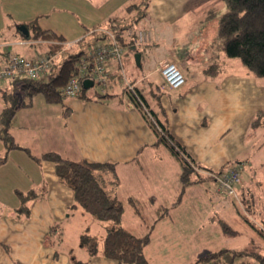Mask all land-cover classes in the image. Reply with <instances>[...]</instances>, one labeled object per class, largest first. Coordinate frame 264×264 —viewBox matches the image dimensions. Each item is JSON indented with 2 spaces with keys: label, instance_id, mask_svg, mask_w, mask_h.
Masks as SVG:
<instances>
[{
  "label": "crops",
  "instance_id": "obj_1",
  "mask_svg": "<svg viewBox=\"0 0 264 264\" xmlns=\"http://www.w3.org/2000/svg\"><path fill=\"white\" fill-rule=\"evenodd\" d=\"M216 4L215 0H149L137 20L138 29L147 36L138 51H131L136 67L128 60L127 50L124 75L117 61L110 60L106 68L112 80L105 92L101 90L103 96L96 99V95L87 91L90 99L72 101L65 110L48 107L63 104L65 98L62 102H49L41 92L20 99L24 103L30 99V104L19 106L9 123L8 131L19 145L9 149L2 137L4 125L0 118V157L6 155L0 163V264H76V261L117 264L115 259L100 252L104 237L97 242L99 252L88 260L76 258L73 249L62 246L64 223L70 220L71 210L83 208L73 207L74 190L60 181L55 163L35 156L53 151L70 160L113 164L118 183L114 185L113 174L107 173L108 189L122 201L124 211L126 206L132 207L150 230L155 229L158 221L172 217V208L182 203L188 187L209 179L182 187L179 159L166 144L158 141L142 111L131 101L125 90L129 82L145 97L149 108L164 119L188 157L204 171L232 166H240L243 171L252 166L250 173L242 176L240 192L255 218L252 220L258 227H264V79L244 72L236 58L222 52L216 16L221 12L211 11ZM117 10L110 9L101 17L96 15L90 19L92 22L70 20L68 25L74 33L68 36L47 21L40 23L34 16L30 17V2L21 11L13 8L11 2V10L4 16L0 10V65L6 64L13 53L27 58L37 53L50 55V44L56 41L33 38V25L54 31L67 43L69 37L79 40L89 29L106 25L111 17L135 15L134 10L129 12L127 8L112 15ZM193 22L200 30L193 35L192 45L187 46L180 42L179 36ZM96 42L103 39L98 38ZM65 49L66 45L52 54L54 59ZM138 52L141 62L135 57ZM162 61H173L183 71L186 85L181 90L166 84L159 71ZM58 70L52 64L42 79L49 80L48 76ZM17 77L0 79V100L5 103L0 106V117L13 101L5 94L15 93L9 88L16 87ZM143 82L148 86L155 84L156 91H167V94L157 97L158 93H151V88ZM43 104L46 110L40 111ZM256 128L261 129L258 132ZM252 131H256L259 139L256 151L251 154L244 149ZM260 171L262 176L258 175ZM208 187L222 201V213H229L224 203L229 197ZM30 192L33 196L24 199ZM164 207L168 211L161 216ZM257 215L262 220H257ZM122 224L132 231L123 218Z\"/></svg>",
  "mask_w": 264,
  "mask_h": 264
},
{
  "label": "trees",
  "instance_id": "obj_2",
  "mask_svg": "<svg viewBox=\"0 0 264 264\" xmlns=\"http://www.w3.org/2000/svg\"><path fill=\"white\" fill-rule=\"evenodd\" d=\"M224 1L227 8L221 16L218 34L225 54L228 57L241 59L249 71L264 77V0ZM148 3L149 0H146L143 9L146 8ZM134 7H136L135 4H130L127 6V10L129 12L133 11ZM142 10L130 18L116 16L111 17L106 22V26H109L116 32L119 42L127 51H138V46H135L137 29L134 28V25L140 17ZM131 28L132 31L129 32L128 29ZM33 31V38L35 39L56 41L50 44V54L55 55L63 49L65 43L61 35H57L49 29H41L36 25H33ZM101 37V33H97L94 34V38L92 39L95 41ZM83 39L86 41V36L81 37L77 42H81ZM91 41L87 40L89 44H92L93 41ZM83 54L84 51L81 50L78 53H72L67 56L61 62L58 72L56 74L53 73L49 80H37L28 75H19L17 80L22 82L21 88L30 98L34 94L41 92L49 102H62L65 97H68L62 91L69 80L78 74ZM88 89L82 86L79 97L90 99L91 96L86 93ZM125 90L130 96L131 101L142 111L154 129L158 141L166 144L179 159L182 187H186L192 182L209 178L207 175L204 176L199 170H202L203 167L196 165L185 153V149L174 140L164 119L149 108L147 100L140 91L137 88L136 93L128 91L127 88ZM5 96L10 101L13 99L10 106L4 109L0 117L4 125L2 137L9 149L19 146L8 131L9 123L14 117L16 109L22 104H30V99L24 103L20 100L17 93L5 94ZM99 96H103V94L97 93L96 99H99ZM35 157L38 160L48 159L55 163L60 181L69 185L74 190L75 202L73 207L81 206L96 219L109 222L106 226V233L100 251L102 255L115 259L117 264H151L145 254V247L151 241V230L144 235H138L124 227L122 224L124 205L107 187V173L113 174L112 183L114 185L118 183V177L113 164L70 160L53 151L45 152ZM5 158L6 155L0 157V163ZM33 194L30 192L24 199L28 196H33ZM25 211L28 212L27 207H25ZM167 211L168 208H162L160 215L163 216ZM242 216L264 237V227H258L254 220L244 214ZM82 241L84 245L90 248L91 254L99 252L97 245L91 244L92 238L88 235L84 234ZM243 254L244 252L242 251L221 248L200 256L190 264H251L252 262L249 261L246 263H240L239 261L237 263L236 260L241 259ZM255 256L259 261H263L262 264H264L263 255L257 254ZM76 264L88 263L76 261Z\"/></svg>",
  "mask_w": 264,
  "mask_h": 264
},
{
  "label": "rangeland",
  "instance_id": "obj_3",
  "mask_svg": "<svg viewBox=\"0 0 264 264\" xmlns=\"http://www.w3.org/2000/svg\"><path fill=\"white\" fill-rule=\"evenodd\" d=\"M11 2L13 3V8L18 7L20 11L23 9L24 4L30 2V17L34 16L35 20L40 23L47 21L50 25L55 26L57 30L61 29L67 32L69 36V34L73 35L74 33L73 29L68 25L70 20L75 21V23L76 21L79 23L87 21L92 22L93 20H90L91 18L97 16L101 17V14L113 8L118 10L112 15L119 14L122 10L125 12L127 6L130 4H135L136 7H134L133 12L136 14L143 9L146 0H0L2 16L11 10ZM215 2L217 4L211 8V11L216 10L217 13L221 12L220 15L216 14L217 19H219L218 24H220L221 16L227 7L224 0H215ZM96 3H98L97 6ZM96 8H98V10H96ZM79 19H81V22ZM87 26L90 27L91 24ZM139 26L140 22H136L134 28H139ZM83 28V30L86 29V27ZM199 30V25L193 22L188 30L182 35H178L180 37V42L186 45L188 44L187 46H191L192 37ZM70 38L71 37L68 39L70 41L65 43L67 49L60 52L53 61L55 69H59L61 62L70 54L78 53L81 50H83L84 53L88 52L91 44H89L87 40L94 38V34L88 33L86 35L87 40L85 41V39H83L81 42H77L78 39L71 40ZM217 39H219V34H217ZM222 52L224 53L223 49ZM127 58L131 60L132 63L134 62L136 67V62L133 61L134 55L131 51L127 52ZM236 59L239 61L238 65L241 63L244 72H248L260 80L264 79V77L249 71L242 63L241 59ZM48 77L50 78V75ZM157 82L160 84L159 79ZM21 83V81L18 82L16 87L10 85L9 91L17 93L20 99L24 100L28 98V95L21 88ZM146 83L147 82H143V85L148 86ZM185 85L186 83L179 87L178 90H181ZM103 87L104 85L96 82L87 91L91 93L92 96H95L97 93H101ZM148 88H151V93H158L157 97L160 98L164 96V94H167V91H156L155 84H153V86H148ZM40 97L43 96L41 95ZM36 99L38 100V98ZM78 100L84 99L79 96L65 97L63 104L50 105L48 107H59L65 110L67 105H70L72 101ZM4 104L3 100H0V106H4ZM45 107V104L41 105L40 111L46 110ZM26 111L30 113V110ZM260 129L261 128H256V131L259 132ZM256 131H252L248 146L244 149L247 153L252 154V152L256 151L255 145L259 139V137L256 136ZM250 168H252V166H247L242 171L243 177L246 176V173H250ZM256 168L259 170L260 166H256ZM258 175L262 176V171L258 172ZM259 179L262 180L260 177ZM210 184L211 180L208 179L195 183L194 186L192 185L193 187H188L183 196L182 203L178 205L177 208H172V217L158 221L154 227L155 229L153 230L152 228V240L146 246L145 253L151 264H190L200 256L221 248H229L244 252L241 259L238 258L239 260H236L237 263H239V261L240 263H246L248 261L253 264L263 263V261H259L255 255L261 254L264 257V237L242 216L244 214L250 219H255L251 210L246 206L245 198L240 200H236L233 197L227 198L224 203L230 210L227 214L222 213L223 208L221 204L223 203L217 196L209 192L208 186ZM173 199H169V202L173 201ZM71 212L70 220L64 223L62 246L69 248V250L73 249L74 255L78 259L83 258L88 260L91 256V258H93L95 255L90 253L87 249L88 246L84 245L82 241L83 235H88L92 238L91 244L97 245V242L99 243L103 239L106 226L109 222L96 219L93 215L81 208L75 211L72 209ZM148 214L156 217L154 213ZM211 216L212 218H210ZM257 217V220H262L260 216L257 215ZM152 218L153 217L150 218V223L153 222ZM123 222L129 229L137 234L142 235L150 232V228H147L146 224H143L132 207H125Z\"/></svg>",
  "mask_w": 264,
  "mask_h": 264
},
{
  "label": "built area",
  "instance_id": "obj_4",
  "mask_svg": "<svg viewBox=\"0 0 264 264\" xmlns=\"http://www.w3.org/2000/svg\"><path fill=\"white\" fill-rule=\"evenodd\" d=\"M135 29H137L135 46H139L146 40L147 33L142 29ZM128 31H132V28L128 29ZM88 33H101L102 37L100 39H103V42L95 43L94 41L90 46V50L82 55L78 74L69 80L62 91L68 97L79 96L85 78H91L94 84L98 82L104 85L102 91L105 92L106 85L112 80L110 71L106 68L110 60L117 61L121 73L124 71L123 64L126 48L119 42L116 32L109 26L104 25L91 28ZM53 61L54 56L52 54L37 53L31 58H27L13 53L8 57L6 64L0 65V79L25 74L41 80L44 73L52 66ZM159 71L170 88H179L186 82V76L183 71L173 61L160 62ZM126 88L128 91L136 93V87L133 83H127ZM199 170L211 180L210 188L212 191L225 197H233L236 200L242 199L240 196L242 167L232 166L215 171Z\"/></svg>",
  "mask_w": 264,
  "mask_h": 264
},
{
  "label": "water",
  "instance_id": "obj_5",
  "mask_svg": "<svg viewBox=\"0 0 264 264\" xmlns=\"http://www.w3.org/2000/svg\"><path fill=\"white\" fill-rule=\"evenodd\" d=\"M135 57H136V60L140 62V53H136ZM93 84H94V81L91 78H85L83 80V87L84 88H90Z\"/></svg>",
  "mask_w": 264,
  "mask_h": 264
}]
</instances>
